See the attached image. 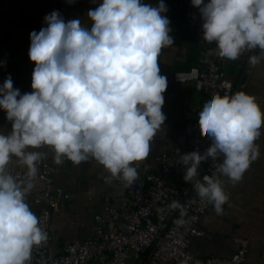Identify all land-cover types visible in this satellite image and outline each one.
Instances as JSON below:
<instances>
[{
  "label": "clouds",
  "instance_id": "clouds-1",
  "mask_svg": "<svg viewBox=\"0 0 264 264\" xmlns=\"http://www.w3.org/2000/svg\"><path fill=\"white\" fill-rule=\"evenodd\" d=\"M191 4L202 20V41L216 44L209 55L237 61L245 52L264 53V0ZM167 11L164 0L155 6L102 0L88 10L90 24L65 20L54 10L44 17L46 26L30 33L32 91L21 94L10 75L0 86V110L11 124L7 134L0 133V264H30L33 247L47 240L26 202L39 162L46 159L37 149L50 148L56 165L65 158L75 166L95 160L110 174L107 183L121 180L127 188L138 179L132 165L149 157L150 143L167 119L162 111L167 77L158 63L162 50L174 45ZM262 59L251 55L249 67ZM262 125L256 97L243 91L215 94L199 112L198 127L210 146L181 155L178 163L200 202L212 205L217 215L229 200L222 177L232 185L242 181L260 157L256 141ZM13 157L27 168L23 178L9 171ZM209 158L222 162L202 182L201 165ZM167 207L180 209L176 222L183 224L184 206L173 201Z\"/></svg>",
  "mask_w": 264,
  "mask_h": 264
},
{
  "label": "crops",
  "instance_id": "crops-1",
  "mask_svg": "<svg viewBox=\"0 0 264 264\" xmlns=\"http://www.w3.org/2000/svg\"><path fill=\"white\" fill-rule=\"evenodd\" d=\"M100 2L102 0H96L95 4L92 0H75L73 4H69L67 0H0V64L3 65L0 66V86L10 75L14 88H18L21 94L32 91V72L35 65L28 55L30 33L33 30L38 32L41 27L46 26V15L57 10L65 20L78 18L87 25L90 24L88 10L98 6ZM167 17L174 45L163 49L158 60L160 74L167 77V89L163 94L165 102L162 107L167 119L150 143L149 157L132 165L137 171L146 169L157 172L159 167L155 157L158 154L171 152L177 146H185L192 135L195 114L207 101V96L196 89L194 82L177 84L173 81V74L176 71L200 67L203 54L215 48L216 44H200L183 9L173 6ZM250 54L251 52H245L240 61H229L215 55L211 57L235 88L243 75L244 81L239 91L256 97V103L264 117V59L247 70L245 68ZM255 55L264 53L257 50ZM10 130L11 124L6 120L5 112L0 110V133L7 134ZM256 143L259 145L260 157L251 164L242 181L232 185L227 178L222 177L225 191L229 194V204L223 208V214L217 215L211 206L201 217L198 227L203 235L192 238L191 247L197 256L231 258L238 250L234 238L242 237L249 243L246 264H264V125ZM37 151L45 152L56 169L54 187L61 188L69 197L63 199L52 211V247L56 254L61 255L69 244L83 241L94 234L95 217L101 215L107 218L106 198H110L121 214L132 208L122 185L113 180L111 183L105 182L104 179L110 174L95 160L75 166L65 158L62 165H56L50 148L44 147ZM10 165L27 172L26 166L21 165L15 157ZM176 178L190 192H195L194 184L186 183L182 175H177ZM34 185L26 196V202L37 216L41 205L36 200L40 198L42 187L37 183ZM108 220L106 228L114 233L116 225L110 217ZM129 263L142 264L143 261L132 256Z\"/></svg>",
  "mask_w": 264,
  "mask_h": 264
},
{
  "label": "built area",
  "instance_id": "built-area-1",
  "mask_svg": "<svg viewBox=\"0 0 264 264\" xmlns=\"http://www.w3.org/2000/svg\"><path fill=\"white\" fill-rule=\"evenodd\" d=\"M180 8L185 12L188 24L200 44L206 43L202 41V20L191 0H183ZM173 81L177 84L194 82L196 89L207 96V101L215 94L232 96L235 91V85L208 52L203 54L200 67L176 71ZM201 110L195 114L192 135L186 145L177 146L171 152L160 153L155 157L159 167L157 172L138 170V179L127 188L123 181L113 180L122 185L132 208L121 214L110 198H106L107 218L97 215L94 234L83 241L69 244L61 255L56 254L52 247L51 217L54 208L69 197L61 188L54 187L56 169L48 157L39 162V172L34 181L42 187L40 198L36 200L41 205L37 217L40 220L39 226L47 233V240L33 247L30 264H130L132 256L141 259L142 264H246L249 243L242 237L234 238L238 250L227 259L201 258L191 249L192 238L203 235L198 224L212 205L201 203L196 191L190 192L177 181L176 176L184 177L186 171L178 163L181 155L193 151L203 153L210 146L211 141L201 136L198 127V114ZM220 160L209 158L203 162L198 178L203 182L205 175L212 176ZM9 171L17 178H23L26 174L11 165ZM189 184L193 185L194 182ZM173 201H179L186 209L183 224L176 222L181 219L180 209L167 207ZM228 204L229 201L223 208ZM157 209L164 211L158 212ZM108 217L116 225L114 233L106 228Z\"/></svg>",
  "mask_w": 264,
  "mask_h": 264
},
{
  "label": "water",
  "instance_id": "water-1",
  "mask_svg": "<svg viewBox=\"0 0 264 264\" xmlns=\"http://www.w3.org/2000/svg\"><path fill=\"white\" fill-rule=\"evenodd\" d=\"M143 2L144 3H150V4H152L153 6H155V5H157L158 3H159V0H143ZM164 2H165V4L167 5V8H168V11L165 13V15L166 16H168V14L171 12V9L173 8V6L174 7H176V9H179L180 8V5L183 3V0H164ZM257 51V50H256ZM256 51H254V52H251V54H250V56L251 55H255V53H256ZM249 56V57H250ZM241 59H239V60H237V61H240ZM248 61H249V59H248ZM248 61H247V65H246V68L245 69H247L248 70V68H249V63H248ZM243 75H242V77L240 78V80H239V83H238V85L236 86V88H235V91H234V93H233V95L236 93V92H238L239 90H240V88H241V86H242V84H243ZM200 177V176H199Z\"/></svg>",
  "mask_w": 264,
  "mask_h": 264
}]
</instances>
